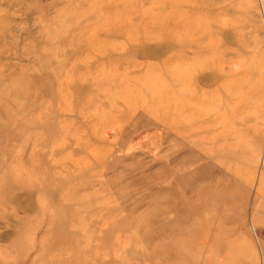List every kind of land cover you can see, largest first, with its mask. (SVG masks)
Here are the masks:
<instances>
[{
    "label": "rangeland",
    "instance_id": "obj_1",
    "mask_svg": "<svg viewBox=\"0 0 264 264\" xmlns=\"http://www.w3.org/2000/svg\"><path fill=\"white\" fill-rule=\"evenodd\" d=\"M0 264H264V0H0Z\"/></svg>",
    "mask_w": 264,
    "mask_h": 264
},
{
    "label": "bare ground",
    "instance_id": "obj_2",
    "mask_svg": "<svg viewBox=\"0 0 264 264\" xmlns=\"http://www.w3.org/2000/svg\"><path fill=\"white\" fill-rule=\"evenodd\" d=\"M195 59V58H194ZM196 61V60H195ZM195 64V63H194ZM188 65V64H187ZM193 65V64H192ZM189 66V65H188ZM190 67V66H189ZM185 69H188V67L187 68H185ZM184 69V70H185ZM192 69V68H191ZM195 69V68H194ZM187 72V71H186ZM194 72V71H193ZM184 73H185V71H184ZM187 76V75H186ZM184 77V76H183ZM193 79H194V76H193ZM192 83V82H191ZM194 83V82H193ZM191 87V86H190ZM235 88V87H234ZM238 88V87H237ZM193 89H195L194 87H193ZM236 90V89H235ZM238 91H239V88H238ZM190 92V91H189ZM192 93V92H191ZM182 98V97H181ZM188 99V98H187ZM186 99V100H187ZM190 99V98H189ZM183 102V101H182ZM186 103H187V101H185ZM189 102V101H188ZM194 102V101H193ZM193 102H190L189 104H193ZM176 104V103H175ZM177 104H178V102H177ZM239 108V107H238ZM241 111V110H240ZM236 251V250H235ZM226 252V251H225ZM239 263V262H238Z\"/></svg>",
    "mask_w": 264,
    "mask_h": 264
}]
</instances>
